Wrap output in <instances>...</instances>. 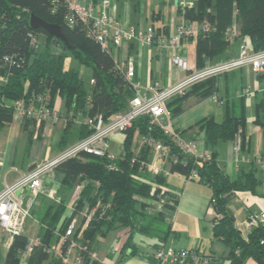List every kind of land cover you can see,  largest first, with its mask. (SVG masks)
<instances>
[{"label": "trees", "instance_id": "trees-1", "mask_svg": "<svg viewBox=\"0 0 264 264\" xmlns=\"http://www.w3.org/2000/svg\"><path fill=\"white\" fill-rule=\"evenodd\" d=\"M187 1L191 3L190 6L182 4L180 0L178 5L185 22L208 19L213 24L206 36H197L196 56L199 67L210 60L228 58V51L237 40L247 43L251 50L264 48V0ZM31 13L48 22L60 24L75 48H68L43 28L33 29L29 23ZM67 13L65 0H0V133L13 122L14 107L20 99L26 102L34 99L40 105L51 106L56 95L62 97L67 120L61 138L63 147L69 141L71 127L80 112L102 113L109 120L128 107L134 90L125 72L118 67L110 47L103 46L95 37L90 36L83 22L77 21L74 25L67 23ZM234 23L241 30V36L237 38L227 35L228 28ZM34 36L36 41L33 40ZM56 44L61 47L60 50L54 49ZM69 52L92 67L90 88H86L78 69L65 68V58ZM223 75L229 76L230 73L201 80L193 84L184 95L170 99L168 107L173 116L184 111V101L190 95H197L199 100L218 95V82ZM258 79L261 89L256 92L253 121L264 127V73L258 75ZM248 95H238L236 92L234 96H217V102L223 108V118L219 120L213 115L198 122L197 125L204 130L205 143L211 148L214 157L219 144L232 141L237 131L244 134L248 120ZM48 96L50 101L46 100ZM22 122L28 131L29 150L35 135L38 139L42 138L45 122L37 126L36 121L30 117L22 118ZM136 130L144 136L152 134L164 141L168 140L158 127L151 124L150 117L144 115L135 119L127 131L126 154L116 161L114 169L108 167L106 157L94 154H86V160L71 157L58 163L55 170L65 175L61 184L63 189L71 190L77 182L83 183L74 203L73 214L60 223V230L56 232L66 203L62 199L60 203L52 204L39 218L44 226L40 242L34 245L32 251L27 252L30 237L25 233L16 235L4 255L0 249V264H64L61 257H54L52 247L66 232L72 218L85 207L88 211L95 208L94 214L85 227L86 218H83L68 238L69 242L76 243V256L80 264H107L94 254L99 250L100 238L120 228H127L129 232L121 248L123 256L130 248L133 253L136 252L135 233L157 238L154 246L164 245L169 234L175 233L168 213L175 209L179 197L171 193L173 202L164 205L166 210L156 213L146 211L159 198V194H151L152 184L156 182L165 185L166 176L162 173L152 176L139 168L140 159H150L151 148L145 144L139 153L132 151ZM90 133L91 129L82 123L79 138ZM170 145L172 155L179 159L178 163L170 166V171L187 176L196 168L199 179L211 187V203L215 210L213 234L229 248L227 258L230 264H244L249 258H253L257 264H264V226L259 225L245 235L237 226L234 214L228 212L236 191L257 193L256 188L261 179L256 174V167L252 166L248 172L233 178L216 158L201 161L183 154L171 142ZM216 259L219 264L220 260Z\"/></svg>", "mask_w": 264, "mask_h": 264}, {"label": "crops", "instance_id": "crops-1", "mask_svg": "<svg viewBox=\"0 0 264 264\" xmlns=\"http://www.w3.org/2000/svg\"><path fill=\"white\" fill-rule=\"evenodd\" d=\"M76 1L81 4L95 2L100 7L103 0ZM110 1V11L122 23L135 25L140 29H147L153 25L163 35L169 36L174 32L177 24L185 21L179 11V0ZM180 2L187 6L191 5L187 0H180ZM240 43L241 40L234 42L228 51L229 57L238 54ZM55 46L58 47V44ZM196 47L197 37H191L184 39L177 50V53L188 58L193 67H199L197 65ZM110 50L115 55L116 61H122L126 56L133 58L135 62L134 80L140 81L143 85H152L155 81H159L162 86H168L184 77L185 72L172 63V51L158 49L156 46L142 43L137 39L124 43L119 47L110 45ZM218 84L220 89L217 96H226L227 94L234 96L236 92H240L245 86L251 87L252 91L248 95V120L243 134V153L246 158L250 159L256 155L264 157V127L253 121L256 112V92L261 89L258 75L248 68H239L231 72L229 76L223 75L220 77ZM63 103L64 101L60 95L54 97L52 106L59 109L62 116L56 123H44L42 138L38 139L35 135L29 150L28 131L24 128L22 119L19 117L14 116L13 122L0 133V186L4 182L12 183L16 181L22 174L36 167L37 164L54 159L63 150L78 142L81 124L84 123V116L80 115L75 117L68 137V143L65 147L61 145V138L67 125ZM184 106V111L176 117L173 116L175 128L184 137L196 139L199 143V148L211 150L205 143L204 130L197 124L203 118L213 115L219 120L222 119V106L219 105L214 95L199 100L195 94L185 99ZM125 137V134L121 132L114 133L109 139V148L117 154L125 153ZM57 139L58 141H56ZM143 147V135L136 130L133 135L132 151L138 153ZM117 149L120 150L117 151ZM214 158L217 159L219 165L226 173L233 178L248 172L252 166L256 167V174L261 179L256 188L257 193L249 190L236 191L229 204V208L233 210L237 226L247 235L255 228L247 225L250 217L264 213V169L259 164H253L246 160L237 162L233 156L231 141L219 144ZM150 160L163 166L165 170H170V165L164 164L161 159L152 154V150ZM64 177V173L57 170L50 171L46 177L49 187H52L66 203V209L59 225H57L56 232L60 230V223L73 214L75 200L83 186L82 182H77L71 190L63 189L61 184ZM164 187L179 197L175 209L168 213L175 233L169 234L164 245L176 249L195 246L201 254L213 255L218 258L220 260L219 264H230V260L227 258L229 248L222 241L217 240L213 234L215 210L211 203V187L200 179H187L184 174L171 171L166 175ZM22 194H24L25 203L30 206L31 212V215L27 218L24 233L29 237H40L44 226L39 221V218L47 212L52 204H58V202L42 194L35 195L30 189L24 190ZM87 212V207H85L73 217L77 219L78 225L83 218H86ZM122 229L116 234L114 243L104 251L105 253L101 248L109 235L100 238V246L95 253L96 256L107 264H157L149 258V253L157 242V238L147 236L148 241H146L143 239L146 235L137 233V238L134 235V241L137 244L136 252L133 253L130 248L123 256L121 248L129 232L127 228ZM59 239L54 243L53 247L58 245ZM3 246H5L6 253L8 242L0 228V249L2 254ZM118 246L117 254L122 258L120 262L115 257L116 253H111V248H118ZM244 264H257V262L253 258H249Z\"/></svg>", "mask_w": 264, "mask_h": 264}, {"label": "built area", "instance_id": "built-area-1", "mask_svg": "<svg viewBox=\"0 0 264 264\" xmlns=\"http://www.w3.org/2000/svg\"><path fill=\"white\" fill-rule=\"evenodd\" d=\"M65 2L68 5L67 23L74 25L77 21L83 22L88 34L95 37L103 46L110 47V45H114L119 47L124 43L137 39L142 43L156 46L158 49L172 51V63L187 72V74L168 86H162L159 81H155L152 85H143L140 81L134 80L135 62L132 57L126 56L122 61H117L118 67L125 72L126 78L130 81L134 90V96L129 101L128 107L124 111L116 113L109 120L102 113L83 114L80 112L78 115L84 116V123L91 129L90 134L63 150L54 159L37 164L36 167L22 174L16 181L12 183L4 182L0 186V228L6 236L8 246L16 235L24 233L27 218L31 215L30 206L26 205L24 194H22L24 190L30 189L35 195L42 194L60 203L61 197L52 187H49L46 177L50 171L55 170L58 163L71 157L86 160V154L104 156L109 161L108 167L114 169L117 165L116 161L125 155L126 152L117 154L111 150L109 148V139L116 132H121L126 136L135 119L140 116H149L151 124L158 127L167 136L168 140L164 141L152 134L143 135V146L148 144L152 154H155L164 164L171 166L173 163L179 162L177 156L172 155L170 142L183 154L205 162L212 160L214 156L210 149L199 148V143L196 139L184 137L175 128L173 114L168 107L169 100L174 96L184 95L193 84L201 80L239 68H248L256 75L264 73V48L251 50L244 41H241L237 55L208 61L202 67L191 66L188 58L177 53L184 39L199 35L206 36L212 30L213 24L208 19L201 22H181L176 25L174 32L167 36L159 32L153 25L147 29H140L135 25L122 23L110 11V0H103L100 7L95 2L86 4H81L76 0H65ZM227 35L231 38L241 36L239 25L234 23L233 26L229 27ZM33 40L36 41V36L33 37ZM251 91L250 86H245L238 92V95L250 94ZM214 96L215 99H218L217 95ZM46 100L50 101L51 98L48 96ZM14 108L15 116L20 119L24 117L33 118L37 126L43 121L56 123L62 116L56 107L48 104L40 105L34 99L30 102L20 99ZM231 144L233 156L237 162L245 160L255 162L264 169L263 156L256 155L251 159L246 158L243 153L244 136L240 131L236 132ZM180 163H183V161ZM139 168L152 175L162 173L166 176L170 171L165 170L163 166L156 164L150 159H140ZM186 177L187 179H199L200 175L197 169L193 168ZM156 193L159 194V198L157 202L146 208L149 213H156L162 209L166 210L165 206L173 202V193L167 190L164 185L161 186L154 182L151 194L154 195ZM94 210L95 208L87 212L84 227L94 214ZM247 225L253 227L264 226V213L252 215ZM77 227V219L72 218L66 232L60 236L58 245L52 247V251L56 256L63 259L64 264H69V257L76 251V243L73 241L69 242L68 238L73 235ZM39 242L40 237H30L26 246L27 252L32 251L34 245ZM118 250L119 246L118 248L112 247L111 253L115 254ZM149 258L157 264H218L216 258L201 254L195 246L180 249L166 245L154 246L149 253ZM73 264H80L79 257L76 256Z\"/></svg>", "mask_w": 264, "mask_h": 264}, {"label": "rangeland", "instance_id": "rangeland-1", "mask_svg": "<svg viewBox=\"0 0 264 264\" xmlns=\"http://www.w3.org/2000/svg\"><path fill=\"white\" fill-rule=\"evenodd\" d=\"M176 1V0H175ZM192 44H194V42H192ZM55 50L57 49H61V47H54ZM64 66L65 68L67 69H70V68H76L80 71L82 77L84 78V81H85V86L86 88H90L91 84H92V67L90 65H87V64H84L82 63L76 56H74L73 53L69 52L68 55L66 56L65 58V63H64ZM235 70H232V71H229L227 73H231ZM185 72V71H184ZM185 74H187V72H185ZM185 74L183 76H185ZM61 97V96H60ZM74 131V130H73ZM58 141V139L56 140ZM121 144V143H120ZM122 147V146H121ZM120 147V149H122ZM119 149V150H120ZM117 149V151H119ZM152 176H155V175H152ZM79 226V225H78ZM123 229L120 228L116 231H113L109 234L108 238L106 239V241L104 242V245H102V248L101 250L104 252L106 249H108L109 247L112 246V244L114 243V238L116 236V234L119 232V231H122ZM135 236L137 238V233H135ZM144 237V236H143ZM145 239L146 241H148V237L145 236ZM141 246H143L142 244H140ZM2 252L3 254L5 253V246L2 247ZM105 253V252H104ZM71 255H74V256H70L69 257V264H73V260H75L76 258V253L73 252ZM54 257H56V254L54 253ZM116 259H119L120 258V255L116 253L115 255ZM71 260V261H70Z\"/></svg>", "mask_w": 264, "mask_h": 264}, {"label": "water", "instance_id": "water-1", "mask_svg": "<svg viewBox=\"0 0 264 264\" xmlns=\"http://www.w3.org/2000/svg\"><path fill=\"white\" fill-rule=\"evenodd\" d=\"M29 23L33 29L43 28L47 33L58 38L68 48H75V45L70 43L60 24L48 22L35 13H31ZM228 212L229 214H233V210L231 208H228Z\"/></svg>", "mask_w": 264, "mask_h": 264}, {"label": "bare ground", "instance_id": "bare-ground-1", "mask_svg": "<svg viewBox=\"0 0 264 264\" xmlns=\"http://www.w3.org/2000/svg\"><path fill=\"white\" fill-rule=\"evenodd\" d=\"M8 251V250H7Z\"/></svg>", "mask_w": 264, "mask_h": 264}]
</instances>
